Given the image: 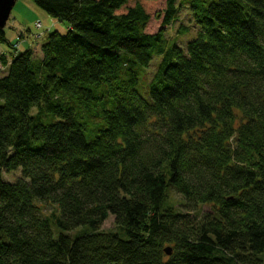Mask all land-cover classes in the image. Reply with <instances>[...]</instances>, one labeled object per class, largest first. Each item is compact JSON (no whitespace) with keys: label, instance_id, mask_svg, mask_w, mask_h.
Instances as JSON below:
<instances>
[{"label":"trees","instance_id":"16d2710c","mask_svg":"<svg viewBox=\"0 0 264 264\" xmlns=\"http://www.w3.org/2000/svg\"><path fill=\"white\" fill-rule=\"evenodd\" d=\"M34 2L69 31L0 51V264H264V0Z\"/></svg>","mask_w":264,"mask_h":264},{"label":"rangeland","instance_id":"374dc122","mask_svg":"<svg viewBox=\"0 0 264 264\" xmlns=\"http://www.w3.org/2000/svg\"><path fill=\"white\" fill-rule=\"evenodd\" d=\"M165 3L161 2L158 6V9L164 7ZM182 20L187 25L190 21V16L186 10L182 12ZM43 25V28L40 29L37 26V23ZM179 24L174 27V29H170V33L174 36L175 30ZM161 28L160 21L155 19L152 22L150 27L151 31H157ZM7 33V37L12 45H15V48H11L8 44H0V51L7 56H13L15 53H23L27 50H33L35 54L41 55V46L45 42V39L48 34L53 33L55 31L60 32L61 34H67L69 31V24L66 22H61L58 19L52 17L45 10L41 9L36 5L34 0H18L10 20L7 23L5 28ZM198 31V27L196 33ZM44 33L45 36L38 38V35ZM195 33V35H196ZM194 35V36H195ZM192 37V36H191ZM188 38L180 39L179 42L184 44ZM18 45V48H17ZM159 59V57H155ZM154 64V63H152ZM8 72V71H7ZM139 92L146 98H149V89L148 85L141 81L138 86ZM21 177L20 173L16 172L15 174L5 175L4 178L9 182H15L19 180ZM172 198L176 201H182V197L176 194L174 191L171 192ZM36 204L41 205V202L38 200L35 201ZM181 203V202H180ZM43 212L46 215H50L51 213L56 211V207L53 204H46L42 206ZM204 212L210 211V206H204ZM100 230L102 232H118V226L116 224L115 218L110 216L109 219L101 226ZM52 231L53 236L58 238L61 234L69 235L73 238L81 236L85 232L88 231V228L81 227L74 231H63L56 224L52 223Z\"/></svg>","mask_w":264,"mask_h":264},{"label":"water","instance_id":"95a60500","mask_svg":"<svg viewBox=\"0 0 264 264\" xmlns=\"http://www.w3.org/2000/svg\"><path fill=\"white\" fill-rule=\"evenodd\" d=\"M18 0H0V31H4ZM167 255H172L173 248L165 249Z\"/></svg>","mask_w":264,"mask_h":264},{"label":"built area","instance_id":"2783aa9c","mask_svg":"<svg viewBox=\"0 0 264 264\" xmlns=\"http://www.w3.org/2000/svg\"><path fill=\"white\" fill-rule=\"evenodd\" d=\"M37 26H38V28H41V24H38Z\"/></svg>","mask_w":264,"mask_h":264}]
</instances>
